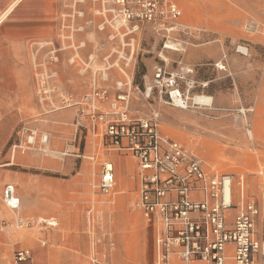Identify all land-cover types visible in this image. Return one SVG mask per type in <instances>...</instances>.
I'll list each match as a JSON object with an SVG mask.
<instances>
[{
	"label": "rangeland",
	"instance_id": "374dc122",
	"mask_svg": "<svg viewBox=\"0 0 264 264\" xmlns=\"http://www.w3.org/2000/svg\"><path fill=\"white\" fill-rule=\"evenodd\" d=\"M107 1L23 0L0 27L17 40L0 53V125L13 130L0 162L7 178L0 186V222L6 224L0 262L16 264L15 252L28 249L31 259L22 264H133L137 258L134 264H152V229L137 198L128 197L134 188H119L117 162L132 156H104L101 131L94 133L85 116L84 99L95 87L106 92L97 101L101 111L107 104L131 120L154 118L165 138L208 169L250 179L264 233V0H174L183 11L182 31L168 45L177 50L165 48L163 33L149 23L136 32L121 27ZM158 69L178 77L187 108L170 99V89L157 87ZM31 130L37 132L33 145ZM107 160L115 161L119 175L110 195L98 188ZM127 160L136 171L137 163ZM26 176L31 193L12 212L3 189L12 184L21 198Z\"/></svg>",
	"mask_w": 264,
	"mask_h": 264
},
{
	"label": "built area",
	"instance_id": "2783aa9c",
	"mask_svg": "<svg viewBox=\"0 0 264 264\" xmlns=\"http://www.w3.org/2000/svg\"><path fill=\"white\" fill-rule=\"evenodd\" d=\"M111 3L121 27L136 32L141 23H149L163 33L165 48L170 49L172 34L182 31L179 21L183 11L173 0ZM156 83L158 88L170 89L174 103L177 100L188 107V99L176 90V75L165 77L158 69ZM96 88L84 99L85 116L94 133L102 124L107 147L128 152L138 162L136 208L147 225L156 228L154 264H264V238L256 232L261 212L257 202L247 198L244 178L209 170L195 153L165 138L154 118L131 120L126 113L102 112L97 101H104L106 92ZM119 100L125 101V97L119 96ZM36 140L37 132L31 130L27 142L33 145ZM41 141L47 143L48 137ZM100 177L99 190L110 195L116 184L112 163L104 164ZM262 189L264 192V183ZM3 201L11 211H19L20 200L13 185L5 187ZM5 225L1 221L0 229ZM14 257L16 264H22L31 259L30 250H18Z\"/></svg>",
	"mask_w": 264,
	"mask_h": 264
},
{
	"label": "crops",
	"instance_id": "0c3cea01",
	"mask_svg": "<svg viewBox=\"0 0 264 264\" xmlns=\"http://www.w3.org/2000/svg\"><path fill=\"white\" fill-rule=\"evenodd\" d=\"M15 1H17V0H0V18L3 16V13H5V12H7V10L10 8V6L15 2ZM22 1L23 0H20L18 3H17V5L18 4H20V3H22ZM174 1V0H173ZM17 5L13 8V10L12 11H10V13H12L14 10H15V8L17 7ZM9 13V14H10ZM9 14L2 20V22L0 23V27L1 26H3V25H5V23L6 22H8V19H7V17L9 16ZM14 42H17V40H11L9 37H7V36H5V35H2V34H0V53H5V52H8L10 49H12L11 47L12 46H10L9 44L10 43H14ZM103 109L104 110H107L108 109V111H104L105 113H111L110 112V107H108V105L107 104H103ZM245 110V109H244ZM251 112H257V110H255V109H251L250 110ZM103 112V111H102ZM204 125V124H203ZM204 126H208V124L207 125H204ZM214 128H215V130H213L212 129V132L214 133V134H217V132H218V129H217V125H214ZM258 129H259V131H260V128L259 127H257ZM256 128V129H257ZM99 131H101V136H102V146H103V148L105 149L104 151H102V153L104 154V156H108V158L112 155L110 152H112V151H114V152H121V153H125L126 155H131L132 156V154H130V153H128V152H124V151H119V150H117V149H114V148H110V147H107V145H105V141H104V128H103V126H102V124H98V128H97V131L96 132H99ZM12 133H13V130L10 128V127H4V126H1L0 125V162L1 161H3L4 159H6V156H7V154H5V151H4V149H5V143H6V141L12 136ZM260 136H261V132H260ZM126 159L125 160H127L128 158H132L136 163H137V170L135 171V170H133V173H131V174H127L128 175V180H127V182L126 183H122V186H119V188L121 189L122 187H126V189L125 190H128L129 188H134V191L132 192V193H130L129 195H128V197L129 196H135L136 198H137V200H138V198H139V190H140V180H139V175H138V162H137V160L132 156V157H125ZM120 161V160H119ZM112 163L113 164V166H114V170H115V180H116V184H115V189H114V191L112 192V193H114L115 191H116V187H117V173H116V167H115V161L114 162H111V160H107V162H105V164L106 163ZM104 166V165H103ZM119 169V168H118ZM210 170V169H209ZM4 172H5V170L3 169V170H0V186L1 185H3L4 184V182L7 180V178H6V176L4 175ZM119 172V171H118ZM236 175V174H235ZM259 176H260V174H258ZM262 176L264 175V172L261 174ZM237 176H242L243 178H244V182H245V192H246V195H247V198L248 199H251V200H254V201H256L257 202V204H258V206H259V208H260V212H261V214H260V217L258 218V220H257V224H258V222H259V220H260V218H261V215H262V208H261V205H260V203L257 201V200H255V199H252V196H251V193H250V190H251V188H250V179H248V178H245V176L244 175H237ZM255 180L256 179H259V177H256V178H254ZM78 181V184H79V180H77ZM118 181H119V177H118ZM129 181L131 182V185L130 186H126V184H128L129 183ZM21 198L18 196V194H17V192H16V194H17V196H18V198H19V200H20V208H21V199H22V201L23 202H25L26 200H27V195L29 194V193H31V187H32V185H31V181L30 180H28V177L26 176V177H24V178H22L21 179ZM264 183V182H263ZM7 185H9V184H7ZM6 185V186H7ZM12 185V184H11ZM263 185V184H262ZM5 186V187H6ZM14 186V185H13ZM5 187H4V189H5ZM15 187V186H14ZM84 188V191H86V192H88V190H87V188L84 186L83 187ZM4 189H3V194H4ZM15 190H16V188H15ZM262 191H263V189H262ZM264 193V192H263ZM2 194V195H3ZM262 195H264V194H262ZM262 195H261V197H260V201L263 199L264 200V196L262 197ZM85 197H90V192L89 193H85ZM128 199V198H127ZM137 200H136V202H137ZM132 201V200H131ZM88 204V203H87ZM261 204L263 205V203H262V201H261ZM9 209V208H8ZM263 209H264V205H263ZM20 210V209H19ZM11 211V210H10ZM13 212V211H12ZM139 221H140V219H139ZM51 224H53V225H55V226H57L58 225V223H56L55 221L53 222V220L50 222ZM146 226H147V228H151L152 229V232H153V237H154V247H153V262H152V264H154V262H155V235H156V228L155 227H149L148 225H147V223H146ZM256 232H257V236L259 237V238H264V233L262 234L261 232H259V230H258V228H257V225H256ZM46 243V242H45ZM54 252H56L57 253V251H54ZM68 255H69V253H67L66 254V257H67V259H69L68 258ZM57 257H56V255H55V261L57 260L56 259ZM69 260H71V259H69ZM73 261V260H72ZM133 261V264L134 263H138V262H140V259L139 258H137L136 260H132ZM94 262H96V260L94 261ZM57 264H58V262H56Z\"/></svg>",
	"mask_w": 264,
	"mask_h": 264
},
{
	"label": "bare ground",
	"instance_id": "6f19581e",
	"mask_svg": "<svg viewBox=\"0 0 264 264\" xmlns=\"http://www.w3.org/2000/svg\"><path fill=\"white\" fill-rule=\"evenodd\" d=\"M20 0H17V1H15L11 6H10V8L7 10V12H5V13H3V16L0 18V23L2 22V20L10 13V11H12L13 10V8L17 5V3L19 2ZM170 49H173L174 47H169ZM174 50H177L176 48H174ZM220 69H225V67L224 66H220ZM176 102H178L177 100H176ZM184 104V103H183ZM181 107L182 108H187V106H185V105H181ZM243 112H245L246 110H242ZM241 113V112H240ZM251 132H250V130H248V136H249V138L251 139ZM254 140V139H253ZM130 159V158H129ZM117 164H118V167H120V170H121V183H120V185L119 186H122V183H126L127 182V180H128V175L127 174H131V173H133V170L135 169V164H133V162H131V161H129V160H120V161H118L117 162ZM210 167V166H209ZM127 168V174H126V172H125V169ZM211 168H213V167H211ZM262 174V173H261ZM119 176V175H118ZM132 198V197H131ZM131 200V199H130ZM23 221V220H22ZM23 222H25V221H23ZM50 222V221H49ZM48 222V223H49ZM51 226H55V225H53V224H50ZM133 235V234H132ZM131 237V236H130ZM125 240V239H124ZM130 240V239H129ZM130 243V242H129ZM137 243L139 244V241H137ZM140 245V244H139ZM117 251V250H116ZM129 251H131V249H129L128 250V252ZM131 253V252H130ZM129 256V255H128ZM130 257L132 258V256L130 255ZM79 263V262H78ZM82 263V262H81Z\"/></svg>",
	"mask_w": 264,
	"mask_h": 264
}]
</instances>
